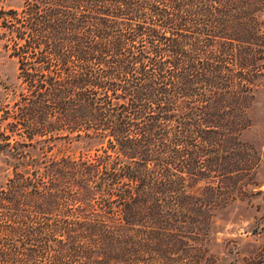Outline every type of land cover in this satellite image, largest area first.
Masks as SVG:
<instances>
[{
  "label": "trees",
  "instance_id": "obj_1",
  "mask_svg": "<svg viewBox=\"0 0 264 264\" xmlns=\"http://www.w3.org/2000/svg\"><path fill=\"white\" fill-rule=\"evenodd\" d=\"M0 45V264H218L264 0H20Z\"/></svg>",
  "mask_w": 264,
  "mask_h": 264
},
{
  "label": "rangeland",
  "instance_id": "obj_2",
  "mask_svg": "<svg viewBox=\"0 0 264 264\" xmlns=\"http://www.w3.org/2000/svg\"><path fill=\"white\" fill-rule=\"evenodd\" d=\"M20 0H0V8L16 7ZM18 64L0 45V117L13 110L19 98ZM259 83L255 101L249 110L251 125L241 133L251 158V169L233 177L237 193L217 220L216 233L209 242L210 254L218 264H264V77ZM2 176H0V182ZM227 181H230L227 179Z\"/></svg>",
  "mask_w": 264,
  "mask_h": 264
}]
</instances>
